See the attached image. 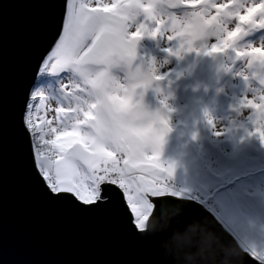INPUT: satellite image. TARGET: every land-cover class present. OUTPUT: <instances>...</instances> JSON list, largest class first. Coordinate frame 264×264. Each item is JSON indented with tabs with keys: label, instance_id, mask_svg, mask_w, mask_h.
<instances>
[{
	"label": "snow or ice",
	"instance_id": "6c2138e0",
	"mask_svg": "<svg viewBox=\"0 0 264 264\" xmlns=\"http://www.w3.org/2000/svg\"><path fill=\"white\" fill-rule=\"evenodd\" d=\"M182 6L194 10H183L182 16L168 11ZM257 12L258 17L254 16ZM233 21H238L235 30H229L228 24ZM149 23L154 25L151 30ZM169 26L173 35L167 37L168 41L179 37L178 48L168 49L170 55L180 56L185 51L208 56L224 53L235 50L238 33L239 39L247 34L245 26L264 28V2L248 6V0H231L230 5L217 4L216 0L148 4L143 0H66L54 47L38 69L41 75L57 78L58 87L51 98L60 106L54 109L53 119L37 115L34 120L33 113L38 109L26 100L22 114L32 174L50 197L77 206L115 203L121 211L126 200L136 228H142L153 204L160 202L157 199L154 203L149 197L192 198L168 182L173 167L161 169L158 162L170 131L167 118L161 112L149 113L140 102V90H147L164 77L157 74L155 62L137 65L138 43L145 36L155 39L163 35ZM212 37L217 43L210 48L193 47ZM236 55L264 63V48L236 51ZM31 98L35 101L49 97L36 89ZM98 101L103 102L102 112L97 111ZM241 108L253 111L252 135L264 143V95L258 101L243 99ZM39 120L43 122L37 123ZM221 134L216 132L217 136ZM161 173H166L167 178ZM205 220L211 227L209 218ZM250 254L264 264V250L252 247Z\"/></svg>",
	"mask_w": 264,
	"mask_h": 264
},
{
	"label": "water",
	"instance_id": "95a60500",
	"mask_svg": "<svg viewBox=\"0 0 264 264\" xmlns=\"http://www.w3.org/2000/svg\"><path fill=\"white\" fill-rule=\"evenodd\" d=\"M65 4L66 0H0V264H175L164 260L161 237L141 239L126 200L123 211L108 202L77 206L50 197L32 174L22 114L38 84L40 63L54 47ZM239 61L234 50L225 58L206 57L199 89L210 91L221 84L226 64ZM149 198L154 203L159 199L157 212L164 202L186 201L181 227L198 219L217 238L218 243H206L200 251L187 249L196 254L191 264H219L221 245L242 255L243 264H260L241 251L201 204L171 196Z\"/></svg>",
	"mask_w": 264,
	"mask_h": 264
},
{
	"label": "rangeland",
	"instance_id": "374dc122",
	"mask_svg": "<svg viewBox=\"0 0 264 264\" xmlns=\"http://www.w3.org/2000/svg\"><path fill=\"white\" fill-rule=\"evenodd\" d=\"M143 2L166 3L165 0ZM216 2L231 4V0ZM253 2L258 4L264 0H248V6ZM183 10L194 9H184L183 6L181 9H168L178 16H182ZM254 16L258 17L259 13ZM163 19L167 22L168 17L164 16ZM237 22H229V30H235ZM153 27L154 25L149 23L150 30ZM245 27L247 34L239 39L238 33L234 51L264 48V35L256 34L264 32V28ZM131 31L134 32V29ZM169 35H173L170 26L163 35H158L155 39L145 36L137 46V65L143 62L147 66L155 62L157 74L164 77L147 90H140L143 92L140 102L145 110L153 114L161 112L168 120L170 131L165 136L160 150V167L164 169L172 166L174 173L168 181L172 187L177 191L190 193V200L216 215L224 224L221 223L223 228L232 233L246 253L250 254L252 247L264 250V143L258 136L252 135L255 131V124L251 119L253 111L241 108L243 99L258 101L259 96L264 95L262 86L245 82L250 80L251 75L258 76L257 71L261 70L264 63L252 61L247 56L240 57L241 66L238 70L236 63L226 64V76L222 84L214 86L210 91H201L198 87L199 76L206 57L211 56L198 54L197 51H185L180 56L170 55L168 49L178 48L179 37L169 42ZM251 35L256 36L254 40L248 39ZM214 43H217V40L212 37L208 42L193 47L210 48ZM231 50L233 49L212 56L220 55L225 58ZM120 75L123 78V74ZM57 87L54 81L36 84L33 91L41 89L45 97L49 98L38 100V111L33 113L34 120L37 115L43 119H53L56 116L54 109L59 107L60 103L51 97ZM137 99H140L139 95ZM162 101L167 105L166 108ZM64 103L67 104V101ZM216 132L222 134L217 136ZM257 172L258 175L253 176ZM161 176L167 178L166 173H161ZM240 176L246 178L235 182ZM220 188L223 189L218 192ZM218 201L227 205L233 204L229 206L228 213L214 208ZM236 219L239 223L235 222ZM146 221L148 217L142 224L147 223Z\"/></svg>",
	"mask_w": 264,
	"mask_h": 264
},
{
	"label": "clouds",
	"instance_id": "9594fccd",
	"mask_svg": "<svg viewBox=\"0 0 264 264\" xmlns=\"http://www.w3.org/2000/svg\"><path fill=\"white\" fill-rule=\"evenodd\" d=\"M102 104V101H98L97 111H103ZM185 203L187 202L179 200L173 204L164 202L159 212L153 204L148 222L138 232L142 240L161 237L159 248L164 260H174L175 264H191L196 254L187 251L190 247H197L200 251L206 243H218L215 235L198 219L181 227ZM241 251L245 252V249L242 248ZM220 257L219 264H243V256L236 255L224 245L220 247Z\"/></svg>",
	"mask_w": 264,
	"mask_h": 264
},
{
	"label": "trees",
	"instance_id": "16d2710c",
	"mask_svg": "<svg viewBox=\"0 0 264 264\" xmlns=\"http://www.w3.org/2000/svg\"><path fill=\"white\" fill-rule=\"evenodd\" d=\"M256 34H262V35H264V32H261V33H256ZM254 37H256V36H254V35H251V36H249L248 37V39L249 40H251V39H253L254 40ZM241 66V64H237V66H236V69L238 70V68ZM237 70H235V71H237ZM255 74V73H254ZM257 74H258V76H256V75H251L250 76V80H246L245 82H247V84H255V85H258L259 84V86H262L263 88H264V66L261 68V70H259V72L257 71ZM39 75H41V74H39ZM46 77H45V76ZM45 77V78H44ZM56 77H54V76H51V75H48V74H43V75H41L40 77H39V80H38V84L37 85H39V84H42V83H45V82H50V81H54V82H56ZM38 100L39 99H37V100H35V101H31V103H33L34 105H36L37 104V102H38ZM37 106V105H36ZM259 172V171H258ZM258 172L257 173H254L253 174V176H256V175H258ZM248 176H251V175H248ZM246 177H244V176H240V177H237L236 179H235V182H240L242 179H245ZM235 185V184H234ZM222 189L223 188H220V189H218L217 191L218 192H220V191H222ZM226 191V190H225ZM217 192V193H218ZM235 204V203H234ZM233 204H231V205H227V204H224L222 201H218V203H216L215 204V207L214 208H217L219 211H222V212H226V213H228V210H229V206H232ZM228 217H231L230 215H228ZM232 219H233V217H232ZM240 220V219H239ZM235 222L236 223H239L238 222V220L236 219L235 220Z\"/></svg>",
	"mask_w": 264,
	"mask_h": 264
},
{
	"label": "bare ground",
	"instance_id": "6f19581e",
	"mask_svg": "<svg viewBox=\"0 0 264 264\" xmlns=\"http://www.w3.org/2000/svg\"><path fill=\"white\" fill-rule=\"evenodd\" d=\"M134 222V221H133ZM135 223V222H134ZM138 229H140V228H138Z\"/></svg>",
	"mask_w": 264,
	"mask_h": 264
}]
</instances>
